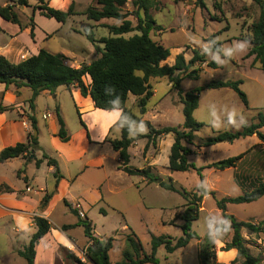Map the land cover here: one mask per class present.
I'll return each mask as SVG.
<instances>
[{
	"label": "rangeland",
	"instance_id": "374dc122",
	"mask_svg": "<svg viewBox=\"0 0 264 264\" xmlns=\"http://www.w3.org/2000/svg\"><path fill=\"white\" fill-rule=\"evenodd\" d=\"M70 1L76 16L69 18L73 21H70L68 26L71 31L76 33V35L73 34V40L77 65L80 64L81 59L87 62L97 58L103 48L99 41L102 38L111 36L104 26H118L120 22L114 19L102 20L98 23L87 21L84 13L89 6L93 5L92 0ZM30 5L31 8H29ZM35 6L36 2L29 0L28 7L25 9L28 20L31 16V10ZM123 12L129 14L127 20L131 22L132 27L135 29L138 23L132 13L133 9L130 1L123 7ZM148 14L153 19L155 26L160 28V30L150 31V39L168 49L170 53L167 60L162 62L161 65L172 66L175 57L180 54L187 64V69L184 72L174 74V76L181 79L180 88L183 92L204 87L211 81L241 82L239 88L247 98L248 108L243 106L237 95L230 89H204L199 94L198 107L193 112V118L197 122L204 123L206 127L194 134L193 145H187L192 151L188 157V162L196 167H205L244 154L236 164L238 166L236 170L234 169L236 166L231 168L234 170L226 171L203 170L202 182L206 183L208 192L215 193V199L238 197L244 192L251 191L264 177V147L256 137L241 138L232 143L222 142L208 147L199 146L200 142L206 138H213L225 132H238L243 126L255 122L258 113L264 114V72L260 69L258 63L252 65L253 57L246 56L251 48L249 44L251 27L258 22L262 14L264 17V9L254 3L253 0H154V7L149 9ZM140 15L142 17L141 12ZM19 19L26 20L24 15L21 14H19ZM35 20H48L50 21L48 26H53L56 23L53 19L44 16H41L40 19L36 16ZM86 25L92 26L96 40L94 44L88 42L83 34ZM133 35H139V32L134 30L122 37L130 38ZM211 38L214 42L220 44V53H206L204 55L205 62L189 64L194 51H197L199 55L205 53L204 49L209 48ZM57 40L63 41L65 37L63 39L60 37ZM244 41H247L249 45L245 51L234 52L230 58L224 55L226 48H232L237 43ZM51 45L55 48L53 44ZM88 52L91 54L90 56H88ZM212 56H218L225 63L223 65L216 63L211 60ZM211 62L215 64L214 67L209 66ZM84 80L87 84L88 79L84 78ZM149 85L154 95L147 101L146 114L142 117V120L148 121L156 130L164 127L182 130V105L176 90L171 89L168 79L153 78L149 81ZM136 103L137 98L130 95L126 107L137 115ZM213 111L216 117L219 118L221 125L219 129L212 126ZM233 111L237 114V124H241V119L246 123L239 126L229 124L228 114ZM63 113L69 127L73 123L76 124V127L79 126V114L70 105L68 109L63 108ZM105 116L106 120H109L108 115ZM91 131L92 136H95L98 132L93 129ZM260 132L264 134V128ZM109 138L119 140L120 130L114 126L110 131ZM172 143L173 136L170 134L159 137L154 146L149 143L146 137H142L127 149L129 155L127 166L130 169H148L151 175L158 177L156 182L148 183V185L143 183L144 180L148 181L142 176L128 175L121 170L118 155L112 151L110 146L92 144L88 156H94L98 152L105 155L104 171L108 175L115 174L110 176L109 180L115 182L114 185H117L121 190V196L111 197L110 199L105 196L104 200L100 202L99 208H92L88 214L89 221H92V229L99 238H102V240L114 239L113 247L109 252L110 264L122 262V252L125 249L124 236L129 233L123 228L125 225L135 233L142 247L148 251L151 235L156 237L165 235L171 238L181 236L180 226L182 221L179 216L184 211L186 204L183 191L186 193L194 191L200 181L193 171L180 173L167 170ZM182 145L186 146L185 143H182ZM148 151L152 154L153 160L146 162L145 154ZM150 165H153V167ZM117 170L121 171L116 173ZM160 181L164 184H172L176 191L161 188L158 184ZM77 194L78 190H76V196ZM107 203L115 205L118 209H110ZM60 206L62 207L60 204L57 209L60 212L56 213V210L52 216L53 223L69 224L75 218L77 219L69 211L65 214L61 213ZM199 206L200 212L197 220L191 224V232L203 238L208 234L206 218L210 215L221 216L211 196L204 197ZM99 209L105 210L107 216L104 217L103 213L98 211ZM226 213L232 215L237 222H250L264 228V223L262 224L264 221V197L249 204H228ZM85 218L84 216L82 220ZM57 231L65 235L67 245L71 248L68 250L75 257L76 252L79 253L76 243L78 246L84 245L85 242L88 243L83 235L82 227L64 232ZM240 235L249 254L259 259L260 264H264V232L255 234L246 229H241ZM231 237L232 230L230 229L221 238L215 240L217 263L231 264L233 261V259L217 258V256H221L219 253H223L222 250L230 242ZM27 243L28 240L25 237H8L5 240L0 237V264H26L18 253L12 251L10 253V249L24 250V245H28ZM51 246L54 255L57 254L63 257L65 251L53 244ZM197 247L198 242L192 240L184 250L176 251L170 255L166 254L163 247H159L155 257L159 264H198ZM85 261V264H91L87 259ZM64 264L75 263L65 261ZM235 264H241V261Z\"/></svg>",
	"mask_w": 264,
	"mask_h": 264
},
{
	"label": "trees",
	"instance_id": "16d2710c",
	"mask_svg": "<svg viewBox=\"0 0 264 264\" xmlns=\"http://www.w3.org/2000/svg\"><path fill=\"white\" fill-rule=\"evenodd\" d=\"M36 6L34 10H38L44 17L55 20L57 23L64 24L69 17L76 16L73 12L72 3L66 11H60L48 6L44 0H34ZM130 1L133 9V15L137 21V27L134 29L130 21L127 20L129 14L123 12V7ZM254 3L264 9V0H253ZM93 5L89 6L84 15L87 21L98 23L102 20L114 19L120 22L118 26H104L111 35L102 38L99 43L103 45L99 56L93 59L88 65H81L79 68H72L66 64L67 59L61 54H52L41 49L37 55L31 56L18 64L8 62L4 57L0 56V83L9 86L14 85L16 88L27 87L31 90V98L28 101L30 110H33L35 98L43 91H48L54 97L55 91L59 87L77 89L82 97H89L92 101L93 108L107 112L110 108L109 101L120 98L121 108L125 113L133 119L143 121L142 117L146 114L147 101L153 96V91L149 85V81L153 78H167L171 84V89L176 90L182 105L183 125L182 130L173 127H164L154 129L148 121H143L148 128V134L138 135L136 137L129 136L126 129L120 130V139L107 142L113 152L117 153L121 164V170L128 175L142 176L148 182L152 183L158 180V177L150 174L148 169L133 170L127 165L129 155L127 149L138 139L146 137L151 145H155V141L164 135H172L173 143L170 147L168 156L167 170L169 172H189L193 171L198 176L200 183L203 180L202 171L205 169H213L216 171H224L236 166L244 154L236 157L228 158L219 162L209 164L205 167H196L188 162V157L192 151L187 147L193 145L195 140L194 134L200 129L206 127L204 123L195 121L193 112L198 107L199 94L204 89H230L232 90L243 106L248 108V101L245 94L240 90V81H211L204 87L194 89L189 92H183L180 88L181 79L174 74L182 73L187 69V64L183 56L177 55L172 66L161 65L166 61L170 53L168 49L152 41L149 33L152 30H160L159 26H155L153 19L149 16V9L154 7V0H92ZM16 7H28V0H15L12 4L0 7V18L7 23L19 25V15ZM142 13V17L140 15ZM32 26V16L30 17ZM139 32V35H133L130 38H123L124 34L133 31ZM0 28V32H1ZM86 40L92 44L96 42L91 25H86L83 29ZM32 35V34H31ZM249 44L251 48L247 53V57H253L252 65L258 63L260 69L264 72V17L261 15L257 23L251 27ZM220 44L210 39L208 51L199 55L197 51L193 52V57L189 64L196 62H205L204 55L210 52L220 53ZM209 66L214 67V63ZM84 78H89V84L84 83ZM113 87L115 93L106 95L104 89ZM132 95L137 98L136 107L138 114H134L126 107L128 96ZM0 108V111H3ZM55 118L58 124L57 137L61 142L66 143L68 137L66 134L64 122L59 114L58 109L54 110ZM79 116V115H78ZM32 133L27 135L26 143L17 144L14 147L5 148L0 152V163H4L10 159L19 157L34 156L35 152L40 151L38 147L37 137L33 132L36 130V122L33 117H29ZM82 126L83 123L80 121ZM116 127V125H115ZM117 128V127H116ZM264 128V114L258 113L256 121L249 125L243 126L242 129L235 133H220L213 138H206L200 142L199 147H208L214 144L227 142L232 143L235 140L256 136L258 141L264 147V134L260 132ZM185 143L186 146L182 145ZM46 161L47 166L54 168V178L56 181L60 179L55 160L49 158L46 154H42L41 159L36 161V166ZM236 180V178H235ZM159 186L165 190L175 192L172 184H164L160 181ZM186 200L185 209L179 216L182 221L180 226L181 236L171 238L169 236H152L150 237V253L146 254L143 247L135 235L128 227L129 233L124 236L125 249L122 252V262L118 264H159L155 257L159 247H163L166 254H172L176 250L185 248L192 240L198 242L197 259L198 264H221L216 262L215 258V241L210 240L208 234L203 238L198 237L191 232V224L198 218L202 199L211 196L215 201V206L220 212L222 218H226L231 222L232 237L229 243L223 248V252L235 250L236 256L231 264L241 261V264H260L259 259L251 256L244 246V240L240 235L241 229H246L251 233H263L264 228L260 225H254L250 222H237L232 215L226 213L228 204H249L256 202L264 197V177L249 192H244L238 197H224L215 199L214 192H204L202 187H196L194 191L186 193L183 191ZM50 199V195L43 197L40 208L43 209ZM70 213L77 217L76 226L82 227L83 235L87 239L89 245L84 251V257L91 264H110L108 253L113 247V238L97 239L93 236L91 222L85 218L80 219L77 210L72 209L67 202L63 201ZM33 223L36 232L31 236L28 245L23 251L18 252L26 264H34L35 251L34 248L38 241L43 238L50 230L51 226L47 220L41 217H35ZM264 221L262 222V224ZM75 226H62V232L72 229ZM63 258L65 261H72L75 264L81 262L74 256L71 251L64 250Z\"/></svg>",
	"mask_w": 264,
	"mask_h": 264
},
{
	"label": "crops",
	"instance_id": "0c3cea01",
	"mask_svg": "<svg viewBox=\"0 0 264 264\" xmlns=\"http://www.w3.org/2000/svg\"><path fill=\"white\" fill-rule=\"evenodd\" d=\"M14 1L0 0V7L10 5ZM44 1L49 7L60 11H66L72 3L70 0ZM33 8L31 10L32 26L25 14L26 7H16L17 14L24 15L26 19L19 20V25L7 23L0 18L2 30L0 32V56L12 64H18L37 55L43 49L52 54L63 55L67 59L66 64L72 68H79L81 64L88 65L91 62L81 59L80 64L76 65V49L73 40V34L76 35V33L71 31L68 26V23L73 21L69 20L70 17L64 24L54 20L55 25L48 26L50 22L48 20H35L36 16L40 19L42 15L38 10L33 11ZM60 37L62 39L65 37L66 41L57 40ZM50 44H53L55 48ZM87 54L91 55L89 52ZM87 79V84H89V78ZM31 95V90L27 87L16 88L14 85L5 86L0 83V108L4 109L0 111V152L5 148L26 143L27 135L32 133L30 116L36 122L35 131L40 148V151L35 152L32 158L19 157L0 163V237L4 240L8 237H25L29 242L31 236L36 232L33 219L35 217L44 218L49 222L51 228L34 248V264H64V258L57 254L54 255L51 245L64 248V250L71 249L67 245L65 235L60 234L57 230L67 225L75 226L69 230L78 226H76V218L69 224L53 223L52 216L58 206L62 205V207L60 206L61 213H67L69 209L64 206L63 201H65L72 209L83 212L89 220V211L95 207L99 208V204L105 196L109 199L121 196V190L117 185H114L116 183L109 180L110 176L115 174L108 175L104 171L105 155L98 152L94 156H88L92 144L110 146L107 140L111 139L109 134L115 123L106 120L107 112L94 109L91 99L82 97L74 87H70V89L59 87L56 89L54 97L48 91L41 92L34 100L33 110H30L28 106ZM69 105L79 114V121L84 126L79 124L76 127V124L73 123L69 127L63 113V108L68 109ZM56 108L64 122L68 137L66 143L61 142L57 137L58 124L54 114ZM103 119H105L104 122ZM92 129L98 131L95 136H92ZM43 153L55 160L60 175L58 181L53 175L54 168L47 166L46 161L36 166V161L41 159ZM151 160L153 157L148 151L145 154V161ZM150 166L153 167V165ZM237 167L234 169L236 170ZM119 171L121 170H117L116 173ZM143 183L148 185L145 180ZM76 190H78L77 196ZM46 195H50V199L47 205L41 209V201ZM107 205L112 210L118 209L111 203H107ZM98 211L102 212L104 217L107 216L105 210L99 209ZM59 212L60 210L56 211V213ZM90 222L92 224L91 220ZM123 228L127 230L128 227L125 225ZM92 232L94 237L102 240L94 231ZM88 245L86 242L81 246L76 243L79 251V253L76 252V258L81 264L86 262L84 251ZM26 246L24 245V248ZM22 250L11 248L10 253L12 251L17 254ZM143 250L146 254L150 253V249L148 251L143 248ZM219 254L221 256H217L218 259L234 260L236 251L229 250Z\"/></svg>",
	"mask_w": 264,
	"mask_h": 264
},
{
	"label": "clouds",
	"instance_id": "9594fccd",
	"mask_svg": "<svg viewBox=\"0 0 264 264\" xmlns=\"http://www.w3.org/2000/svg\"><path fill=\"white\" fill-rule=\"evenodd\" d=\"M248 42H239L232 48H226L224 51V55L228 58L232 57L234 52H243L248 48ZM205 52H207V48L204 49ZM211 60L215 61L218 64L223 65L225 61L221 60L218 56H212ZM106 95H113L115 93V89L111 86L106 87L104 89ZM110 108L107 110V115L109 118V121L112 123H115L116 127L118 129H126L129 136L136 137L141 134H147L148 128L145 125L143 121H138L136 119H133L131 116H129L127 113L123 111L121 108L120 98L117 95L115 99L109 101ZM213 116V122L212 126L214 128L219 129L220 128V121L219 118L216 117L215 112H212ZM236 116L237 114L233 111L228 114V123L239 126L242 124H245L246 121H243L241 119V124L236 123ZM198 187H202L204 189V192H207V185L204 182H201L198 184ZM206 224L208 228V236L210 240H218L221 238L224 233L228 232L231 228V222L222 217L210 215L206 218Z\"/></svg>",
	"mask_w": 264,
	"mask_h": 264
},
{
	"label": "built area",
	"instance_id": "2783aa9c",
	"mask_svg": "<svg viewBox=\"0 0 264 264\" xmlns=\"http://www.w3.org/2000/svg\"><path fill=\"white\" fill-rule=\"evenodd\" d=\"M77 214H78V217L80 219H83L84 218V215H83V213L80 210L77 211Z\"/></svg>",
	"mask_w": 264,
	"mask_h": 264
},
{
	"label": "water",
	"instance_id": "95a60500",
	"mask_svg": "<svg viewBox=\"0 0 264 264\" xmlns=\"http://www.w3.org/2000/svg\"><path fill=\"white\" fill-rule=\"evenodd\" d=\"M34 136L36 137V131L33 132ZM31 158L33 157L32 155L30 156Z\"/></svg>",
	"mask_w": 264,
	"mask_h": 264
}]
</instances>
